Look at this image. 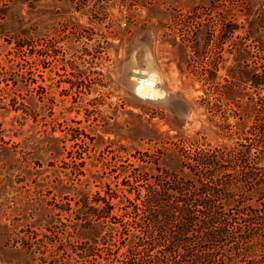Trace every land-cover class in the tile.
I'll use <instances>...</instances> for the list:
<instances>
[{
  "label": "rangeland",
  "instance_id": "374dc122",
  "mask_svg": "<svg viewBox=\"0 0 264 264\" xmlns=\"http://www.w3.org/2000/svg\"><path fill=\"white\" fill-rule=\"evenodd\" d=\"M0 75V264H88V232L52 246L35 201L64 222L139 152L256 140L264 0H0Z\"/></svg>",
  "mask_w": 264,
  "mask_h": 264
},
{
  "label": "trees",
  "instance_id": "16d2710c",
  "mask_svg": "<svg viewBox=\"0 0 264 264\" xmlns=\"http://www.w3.org/2000/svg\"><path fill=\"white\" fill-rule=\"evenodd\" d=\"M13 40L14 54L29 45L28 37ZM259 122L254 141L139 152L113 188L78 193L72 213L61 209L64 222L41 199L35 205L44 203L43 217L36 207L30 217L60 250L68 248L65 236L87 231L77 249L88 264H264V118Z\"/></svg>",
  "mask_w": 264,
  "mask_h": 264
},
{
  "label": "bare ground",
  "instance_id": "6f19581e",
  "mask_svg": "<svg viewBox=\"0 0 264 264\" xmlns=\"http://www.w3.org/2000/svg\"><path fill=\"white\" fill-rule=\"evenodd\" d=\"M157 86L155 85V82L151 79H144L140 82L138 93L143 98H156L157 94ZM159 99V98H156Z\"/></svg>",
  "mask_w": 264,
  "mask_h": 264
}]
</instances>
